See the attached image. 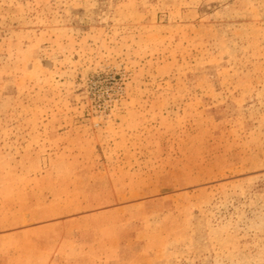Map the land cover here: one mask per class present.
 <instances>
[{
    "label": "rangeland",
    "instance_id": "obj_1",
    "mask_svg": "<svg viewBox=\"0 0 264 264\" xmlns=\"http://www.w3.org/2000/svg\"><path fill=\"white\" fill-rule=\"evenodd\" d=\"M0 264H264V0H0Z\"/></svg>",
    "mask_w": 264,
    "mask_h": 264
}]
</instances>
